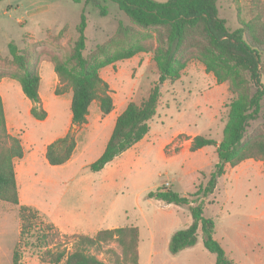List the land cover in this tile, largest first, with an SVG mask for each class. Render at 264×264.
Instances as JSON below:
<instances>
[{"label": "rangeland", "instance_id": "1", "mask_svg": "<svg viewBox=\"0 0 264 264\" xmlns=\"http://www.w3.org/2000/svg\"><path fill=\"white\" fill-rule=\"evenodd\" d=\"M96 1L99 3L0 0V73H5L0 77V92L7 116H13L10 131L19 137L23 148V156L14 160L16 182L20 204L38 211L35 227L20 239L18 206L0 200V264H12L15 248L19 264H51L42 261L44 247L37 239L50 222L66 234L89 236L100 229L136 226L138 264H214L215 256L204 248L200 231L194 246L177 254L168 248L171 235L191 224L190 208L198 203L203 207V216L213 218V237L233 264H264V160L246 159L235 166L226 163L211 193L192 195L206 185L218 158L214 145L191 151V139L203 135L218 142L232 99L227 82H216L194 58L178 79L160 84L148 133L101 170L92 171L89 164L102 153L115 119L108 124L103 123V115L98 119L97 101L89 106L86 123L70 127L77 145L70 159L60 165L46 161L47 144L63 134L71 115L67 96L54 94L50 56L69 51L82 10L86 16L84 55L111 37L119 21L130 24L114 2ZM253 1L217 0L218 16L225 19L229 29H235L239 26L238 16L249 20L258 10H264V0ZM100 7L106 8L105 15L99 13ZM9 42L27 51L39 69V92L47 111L44 120L30 114L28 98L9 75L16 69L11 63ZM261 62L264 64V53ZM158 74L151 53H139L100 70L118 112L129 101L139 103L145 98ZM261 80L264 84V72ZM261 127L264 102L259 117L250 121L246 132ZM161 186L187 195L190 203L166 204L148 196ZM50 247L54 251L76 248L72 239L66 244L56 241ZM108 247L120 253L115 243L101 250H86L106 264H117L115 256L107 252Z\"/></svg>", "mask_w": 264, "mask_h": 264}, {"label": "trees", "instance_id": "2", "mask_svg": "<svg viewBox=\"0 0 264 264\" xmlns=\"http://www.w3.org/2000/svg\"><path fill=\"white\" fill-rule=\"evenodd\" d=\"M78 2L79 0H74ZM94 1L96 0H86ZM129 19L130 24L118 22L114 34L99 43L84 55L86 16L84 10L76 26L77 36L69 51L59 55L54 53L50 61L59 86L55 94L69 89L71 126L86 123L89 106L97 101L103 115L114 108L109 84L101 77L100 70L108 65L131 58L139 53H151L158 71L157 81L147 96L139 103L129 101L117 115L110 136L102 153L89 164L92 171L101 170L117 155L141 140L149 131L148 121L155 115L160 95V84L166 80L178 79L191 58L199 61L216 82H227L232 99L228 104L227 119L221 139L195 135L191 139L190 150L216 146L218 161L207 183L192 194L194 196L211 193L217 178L224 173V164L235 166L246 159L264 160V128H254L247 133L251 120L259 117L264 102V84L261 74L264 64V10H258L249 20L238 16L239 26L229 29L226 21L218 16L217 0H110ZM253 2H259L254 0ZM99 13L106 14L100 7ZM11 63L16 67L10 77L15 79L23 94L31 102L30 114L36 120H44L47 111L42 105L39 93L40 73L31 62L27 51L8 43ZM5 73H0V77ZM76 146L73 132H68L50 143L45 149V159L51 165L67 162ZM23 156V148L17 135L9 133L0 96V200L18 206L20 217L19 238L35 227L34 219L38 211L30 205L20 204L16 182L14 160ZM166 204L185 205L189 197L180 195L165 186L150 192ZM192 222L183 229L176 230L170 237L168 248L177 254L198 241V231L202 235L204 248L214 254V264H233L224 248L213 237L215 222L203 216L200 203L190 208ZM139 232L136 226L113 227L98 230L93 236L83 233L61 234L52 223H47L37 237L40 247H44L42 261L51 264H106L87 248L101 250L115 243L120 253L108 247L107 252L115 256L117 264H138ZM62 239V241H61ZM73 240L75 250L66 248L53 250L56 241L69 243ZM12 264H19L18 250L15 248Z\"/></svg>", "mask_w": 264, "mask_h": 264}, {"label": "crops", "instance_id": "3", "mask_svg": "<svg viewBox=\"0 0 264 264\" xmlns=\"http://www.w3.org/2000/svg\"><path fill=\"white\" fill-rule=\"evenodd\" d=\"M40 82H41V80H40ZM60 84H59V81H58V78H57V76H56V74L54 75V77H53V86H54V88H56L57 86H59ZM69 92H71L70 90L69 91H65L64 93H62V94H60V95H56L55 94V92H54V94H55V96H61V97H63V96H67V99H66V101H69L70 100V102H71V96H72V93H71V96H70V98L68 97V95H69ZM40 93V92H39ZM0 96H1V99H2V104H3V109H4V114H5V120H6V126H7V129H8V131H9V133L10 134H12V135H16L15 134V132L14 131H10V129H11V124H10V122L9 121H11L12 120V117L13 116H10V117H8L7 116V113H6V108H5V103H4V98H3V95H2V93L0 92ZM40 96H41V100H42V102H43V105H45L46 106V102L43 100V97H42V95H41V93H40ZM28 110H30V107H31V102L29 101V99H28ZM114 105H115V103H114ZM98 106V105H97ZM99 108V107H98ZM122 111V110H121ZM120 111V112H121ZM120 112H118V111H116V109H115V106H114V108H113V110L110 112V113H108V114H106V115H103L102 113H101V111H99V113L100 114H98V119H101V116L103 115V117H104V120H105V122H103V123H107L108 124V121H111V123L113 122V120L114 119H116V117H117V115L120 113ZM70 118H71V115H70ZM88 118H89V114L87 115V120H88ZM103 120V121H104ZM115 122V121H114ZM110 123V124H111ZM70 127H71V122H69V125L65 128V130H64V132H63V134L61 135V136H63V135H65L67 132H68V130L70 129ZM61 136H59V137H61ZM76 147H77V145L75 146V149H76ZM75 149H74V151H75ZM19 192V191H18ZM20 194V193H19ZM19 202L20 203H22V201H21V199H20V196H19ZM50 223H52V222H50ZM61 233H65L66 234V232H63V231H61L60 229H59V227L55 224V223H52ZM113 228V227H112ZM76 232V231H75ZM70 233H72V232H70Z\"/></svg>", "mask_w": 264, "mask_h": 264}]
</instances>
